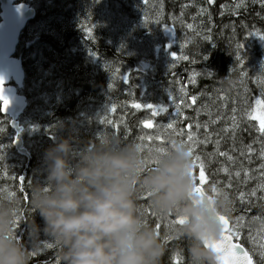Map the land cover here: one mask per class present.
I'll list each match as a JSON object with an SVG mask.
<instances>
[{
	"label": "trees",
	"instance_id": "obj_1",
	"mask_svg": "<svg viewBox=\"0 0 264 264\" xmlns=\"http://www.w3.org/2000/svg\"><path fill=\"white\" fill-rule=\"evenodd\" d=\"M61 1L64 4L59 8L65 10L72 7L70 13L53 14L56 20L63 18V23L44 19L47 27L40 35L36 37L24 32L20 38L17 57L23 60L25 72L20 94L29 102L20 124L24 128L25 147L31 149V155L26 158L17 153L13 145L15 132L10 127V119L2 115L0 104V194L11 191L21 196V215L27 218L30 211L28 185L31 180L43 179L44 152L61 136L68 135V129L64 125L70 126L79 140L95 141L104 137L101 128L109 124V134L120 136L124 142L139 143L144 150L145 160L152 159L156 148L154 145H158L160 141L153 136L147 142V137L151 135L144 131L143 116L136 114V108L132 105H144L141 96H138L144 85L142 96L158 89L159 103L168 108L170 93L176 91L179 83H182L187 86V98L182 104L184 117L177 119L178 115L175 116L177 121L174 125L185 136L191 131L195 137L198 136V140L200 138V141H207L195 144L192 156V161L195 155H199L205 162V192L213 195L211 185L215 183L220 191L230 195L233 203V212L228 217L231 229H234L237 220L243 218L256 219L264 226V190L259 187L262 182L255 180L256 173L252 172L255 165H246V159L244 160L248 157L249 146L256 150L261 148L260 152L264 151V133L259 130L256 120L249 119V113H253L254 109L257 111L256 102L247 100H264V73L261 76V72L257 71L250 78L249 75H243L248 74L243 65L255 56L254 51L260 53L257 58H261L264 63V39H261L264 36V0H214L211 4L208 0H155L159 9L161 7L156 15L162 17L163 26L174 27L177 45L174 51L182 55L184 60L171 69H164L161 60L153 52L151 60L154 69L146 72L132 70L137 66L138 59L117 55L120 52L116 47L117 31H112L116 25L113 21L115 16L126 14L132 22L138 19L125 0H108L106 15H110V18L95 20L90 11L91 8L95 10L97 0ZM221 5L225 7L221 8ZM104 7L105 4L102 3V7L98 6L97 9L103 15ZM82 19L85 21L82 22ZM42 21L39 18L35 22ZM135 32L139 34V30ZM86 38L91 39L88 42L92 44L96 56L103 59L102 63L109 61L113 66H125L127 79L114 78L112 65L104 68L102 63L94 61V57H87L83 45ZM182 42L184 47L180 45ZM237 57H240L239 61ZM121 85L130 87L132 95L135 93L132 100L123 93ZM246 91L247 98L244 94ZM216 93L221 94L219 96ZM251 93L253 94L250 96ZM192 96L197 98L195 103L191 100ZM109 100L112 103L109 104ZM185 103L188 104L187 109ZM200 105L202 107L198 109ZM113 106L115 110L109 111ZM223 109L226 113H223ZM97 113L102 115L99 124L95 121L99 130L93 122L99 118ZM90 116L93 120L89 119ZM88 120L93 124L89 130L84 127ZM73 121V124L78 122L76 126L72 124ZM156 121L160 124L165 119L158 113ZM180 122L182 124L179 127ZM168 124L166 123V127ZM197 124L200 125L199 128ZM168 134L169 132L159 135L163 139ZM141 137L146 141H142ZM1 145L8 146L14 157L4 158ZM147 145L150 147L145 149ZM164 147H168V144ZM150 149L153 151H149ZM219 152L227 155L220 156ZM250 154H253L252 150ZM227 156L233 159L228 160ZM225 167L229 170L228 173L221 171ZM195 168L198 172V167ZM237 171L241 173L240 176L235 175ZM229 183L231 187H227ZM253 190L255 195H252ZM241 192L245 194L243 199L240 197ZM144 197L145 193H142L139 203L145 220L153 227L156 222L161 224L159 235L167 245L162 264H176L177 260L180 264H189L187 241L176 232L180 225L169 224V220L175 216L166 219H159L160 214L152 216L151 213L155 211L150 197L146 198L147 202ZM35 218L38 224L43 225L38 214ZM245 234H249L248 230L240 228L239 236L245 239ZM19 238L27 239L23 224L20 225ZM234 239L245 247L243 241L236 237ZM41 240V248L47 252L41 256H35L34 253L31 264H61L55 242L43 235ZM49 244L52 246L48 247ZM248 252L254 264H261V250L258 249L256 254Z\"/></svg>",
	"mask_w": 264,
	"mask_h": 264
},
{
	"label": "clouds",
	"instance_id": "obj_2",
	"mask_svg": "<svg viewBox=\"0 0 264 264\" xmlns=\"http://www.w3.org/2000/svg\"><path fill=\"white\" fill-rule=\"evenodd\" d=\"M63 127L68 135L44 152L43 179L28 185L27 218L21 196L0 194V264H31L41 235L55 242L61 264H162L167 245L145 220V191L157 214L186 218L176 232L187 241L189 264H222V254L205 245L223 240L218 217H230L233 203L224 191L199 202L187 145L170 138L168 153H153L159 163L146 171L139 143L116 134L81 141ZM18 221L26 240L16 235Z\"/></svg>",
	"mask_w": 264,
	"mask_h": 264
},
{
	"label": "rangeland",
	"instance_id": "obj_3",
	"mask_svg": "<svg viewBox=\"0 0 264 264\" xmlns=\"http://www.w3.org/2000/svg\"><path fill=\"white\" fill-rule=\"evenodd\" d=\"M28 4L30 5H34V7L36 8L37 12V19L41 18V20H43L42 22H34L32 23L28 30H27V34L34 36L36 35V37L38 35H40L42 33V31H44L47 27V21H46V25L44 24V19L49 20V22L51 21H57L58 24H61L64 22V20H62L63 18H61V20H59L57 18V20L54 18L53 14H55L56 12H58L59 14L61 12H63V14H67L72 12V7L66 8L65 10H63V8H59L60 5L64 4L61 0H26ZM127 2V4L131 7L132 9V13L137 16V20H135L134 22H132L131 20L128 19L127 15H121L120 16H115L114 18V22L116 23V25L113 27L112 31L115 32L117 31V35H116V47L118 48V51L123 52H117L119 54H123V56L127 57V58H135L138 59L137 62V66L135 68H133L132 70L137 72H146L149 69H154L152 67V60H151V56L153 55V52L156 53V57L158 60H161V65L164 67V69H171V67L177 66L179 65L181 62H183L184 57L180 54H178L177 52L174 51V48L177 47L176 45V32L173 26H163L161 24V20L162 17L160 15H156V11H160L161 7L159 9L158 5H156L155 0H125ZM125 2V3H126ZM102 3L105 4L104 10H105V15H103L101 12H99L98 6L102 7ZM107 3L108 0H97L95 2L94 5H96L95 10L93 11V8H91V14L94 15V19L95 18H110V15H106L108 10H107ZM60 11V12H59ZM74 13V12H73ZM37 19L35 21H37ZM82 22H84L85 20H81ZM140 23V25H139ZM167 29V30H166ZM139 30V34H136L135 31ZM170 45V47H169ZM182 47H184V42H182L180 44ZM180 48V47H178ZM172 54H175V59H173ZM260 53L257 51H254V55L252 57L251 60H249L248 62L244 63L243 66H245L248 70V74L244 73L243 75L248 76L249 78L255 74L257 71L261 72V76L262 73H264V63L262 61L261 58H257V55H259ZM263 54V51H262ZM261 54V55H262ZM260 55V56H261ZM239 61V60H238ZM115 63V62H114ZM251 64V65H250ZM109 65V67L112 65V62L107 61L102 63L101 66L106 68ZM116 64H114L115 66ZM112 65L111 71L113 73V77L114 78H118V77H124L127 78V74H126V69L118 64L114 67ZM241 71V68H240ZM241 73V72H240ZM141 76V75H140ZM137 76V77H140ZM141 80V77H140ZM138 85H141V83H136ZM186 85H183L182 83H179V86H177L176 91H172L169 95L168 101H169V106L168 108L164 107V104L159 103V97L160 94H158V89H155L151 92H146L143 96V91L145 90V87L143 85V89L142 92L138 93V96H141V100L144 102V105L147 104H152V103H157V104H161V105H156V104H152L154 106H156L157 108H159L160 106H163L164 108L167 109L166 112H159L161 116L164 117L165 121H163L162 123L158 124L156 121V116L158 115H153L152 109H149L147 107H143V109H136V114L138 115H142L143 119L145 121L146 120H151L153 122L154 127L151 129L145 128L143 126V129L145 132H149L150 135L153 137H156L159 134H164L169 132L168 135H166L158 145H154L156 147H161L165 144H168V147H166L167 149L169 148L170 144H169V140L170 138H175L178 139L180 141H182L185 145L188 146V148L192 145L190 143L187 142V136H185V133L180 134L181 132H178V130H176V119L175 116L173 115L174 112L177 113V110H179V115L178 117H184L183 116V112H184V102L182 103V101H185L187 98V94H186ZM120 88L122 89L123 93H125V95L131 97V100L135 97V93H133L132 95V91L130 89V87H128L127 85H121ZM232 90V89H231ZM233 91V90H232ZM231 91V92H232ZM236 91V90H235ZM248 91H246L245 97L247 98L248 96L246 95ZM240 93V92H239ZM220 96L221 93H216ZM253 93L250 94V96ZM211 97H209L210 99ZM107 99V98H106ZM248 101L250 102H256L257 100H260L259 98L252 100L251 98H247ZM181 102V103H180ZM204 102V101H203ZM108 103H112V101L110 102V100L108 101ZM177 106H179L177 108ZM202 107V105H200V107H198V109H200ZM188 108V104L185 103V109ZM257 111H260L261 109L258 108V106L256 105ZM94 109V108H93ZM109 111H113L109 110ZM223 113H226V110L223 109ZM39 114V113H37ZM82 114V113H81ZM97 116L99 117L98 119L94 120V125L96 126L97 130H99V127L95 124V121L97 124H99V120L102 119V115L100 116L99 113H97ZM87 123L85 124V128L88 129L89 126L93 125L91 120L86 121ZM258 126L260 127L259 121H257ZM74 123V121L72 122V124ZM78 122H75V124H73L74 126H76ZM166 123H172L173 124V129H170V131H168L167 127H166ZM182 122H180L179 127L181 126ZM72 125V126H73ZM176 130V133H173V131ZM144 132V133H145ZM166 138V139H165ZM196 139L198 140V136H196ZM209 139H211L209 137ZM259 139V138H258ZM142 140V139H141ZM145 139H143L142 141H144ZM147 142L148 139H146ZM145 140V141H146ZM261 140V139H259ZM200 141V138H199ZM6 142H4L5 144ZM200 144V143H198ZM260 145V144H259ZM2 147V155L4 156V158L7 159H11L14 157V155L11 153L10 149L8 146H4L1 145ZM25 147V146H24ZM150 146L147 145V147L145 149H148ZM196 147V146H195ZM194 147V148H195ZM27 149V151L29 152V154L31 155V149L28 147H25ZM251 150L253 151V154H250V151L248 152V157L244 158L246 165H248L249 163H251L252 165H255L252 168V172H255V180L256 182L261 181L262 184H264V179L261 178V165L264 164V158L261 157V148H259L258 150H256L255 148H253L251 146ZM144 151V150H143ZM23 157V156H22ZM235 161H237L238 159H234ZM193 174L197 177V186L198 185V180H199V170L198 172H196V168L195 164H193ZM198 167V166H197ZM198 173V174H197ZM206 176V175H205ZM207 184V178L205 181V185ZM204 185V186H205ZM240 223L242 225L241 228H246L249 232V234H245V239L241 238L240 236L236 237L237 239L241 240L244 242L245 241L247 243L250 244V247L253 251V253L256 254V251L259 249L262 251H264V248L261 247L262 243H264V226L261 223V221H258L256 219H248V218H243V219H239ZM232 234V233H231ZM235 237V236H234ZM253 247V248H252ZM47 252V251H46ZM44 250H42V248L40 247V249H38L35 252V256H41L43 253H46ZM53 254V253H51ZM51 254H46V256H51Z\"/></svg>",
	"mask_w": 264,
	"mask_h": 264
},
{
	"label": "snow or ice",
	"instance_id": "obj_4",
	"mask_svg": "<svg viewBox=\"0 0 264 264\" xmlns=\"http://www.w3.org/2000/svg\"><path fill=\"white\" fill-rule=\"evenodd\" d=\"M208 3H214V0H208ZM239 5H237L238 7ZM225 7L224 5H221V8ZM189 28H191V25H189ZM167 30V29H166ZM261 39H264V36L261 37ZM170 47V45H169ZM238 47H244V45H238ZM173 59H175V54H172ZM237 59L239 60L240 57H237ZM127 79V78H125ZM6 77L3 74H0V102L3 103L4 109H7L9 104H10V99L8 96L5 95V89H4V83H5ZM196 97L192 96L191 100L193 103H195L196 101ZM183 103V101H182ZM256 105L258 106L259 109H261L260 111H256L255 109L253 110V113H249V119L252 120H257L259 121L260 124V131L261 133H264V100H257L256 101ZM133 108L136 109H140L141 107H147L149 109H152L153 112L152 114L155 116L157 115L159 112H166L167 109L164 108L163 106H160L159 108H157L156 106L152 105V104H147V105H141V104H133L132 105ZM179 106H177L178 108ZM115 110V107L113 106V111ZM235 111V109L233 110ZM177 115H179V110H177ZM233 119H235L233 117ZM143 126L145 128L151 129L154 127L153 122L151 120H145L143 121ZM200 125L197 124V128H199ZM167 129H173V124L169 123L167 125ZM189 129H191V126L189 125ZM224 131H227V129H224ZM180 134H183L182 132ZM141 139L143 140L144 138L141 137ZM148 141H151L153 139L152 136H148L147 137ZM156 140L161 141L162 140V136L161 135H157L155 137ZM187 142L190 143L192 145V147H189V155L192 157L194 155V147L195 144L198 143H206L207 141H199L196 139V137L194 136V134L189 131L187 134ZM149 151H153L152 149H150ZM155 153L158 154V156H163L166 155L168 153V149L166 147H156L154 149ZM249 151H251V146H249ZM220 156H226L227 154L224 152H219L218 153ZM261 157L264 158V151L261 152ZM228 160H232L233 158L231 156H227ZM159 163V159L158 158H152L150 160H145V165L146 171H150L152 170L154 167H156ZM193 164L198 166L199 169V180H198V185L197 186V177L193 174L194 176V181L196 183V187L194 189V193L195 195L199 198V202H203L205 199L207 200H212L214 195H218L220 192V189L217 187V185L215 183H213L211 185V192L213 193V195H206L205 191H204V185H205V181H206V176H205V172H206V168H205V162L203 161V159L199 156V155H195L194 157V161ZM221 171L228 173V169L222 168ZM236 176H240L241 173L239 171H237L235 173ZM261 178L264 179V164L261 165ZM23 178H21L22 180ZM227 187H231V184L229 183L227 185ZM262 190H264V184H261L259 186ZM145 201L147 202L146 198H149L151 196V193L148 191H145ZM13 195H15L14 193H11ZM255 190H253L252 195H255ZM244 193L241 192L240 193V197L241 199H243L244 197ZM27 197H25L26 199ZM152 216H157V213L152 212L151 213ZM169 216H173L172 214H160L159 219H166ZM218 219L221 221V223L224 225V229H227L229 232H231L232 234L230 235H224L223 240L218 241V242H212V243H206V247H211L213 248L215 251L220 252L221 255V261L222 264H253V260L252 257L249 255V253L247 251H242L238 252L237 249L239 248L238 244L233 243V239L234 236L238 237L240 235V228L242 227L240 220H237L234 229H229L228 225H229V220L225 217V216H219ZM147 222V221H146ZM186 222V218L185 217H181V216H175L174 219H170L169 220V224L170 225H183ZM20 225L21 223L18 221L17 223V232L16 235L17 237H19V229H20ZM161 228V224L159 222L155 223V229L157 231V233L159 234V229ZM167 238H165L166 240ZM48 247H51L52 245L49 244L47 245ZM262 248H264V243H262L261 245ZM176 264H180V261L177 260ZM261 264H264V251L261 252Z\"/></svg>",
	"mask_w": 264,
	"mask_h": 264
},
{
	"label": "water",
	"instance_id": "obj_5",
	"mask_svg": "<svg viewBox=\"0 0 264 264\" xmlns=\"http://www.w3.org/2000/svg\"><path fill=\"white\" fill-rule=\"evenodd\" d=\"M36 17L37 11L29 5L17 4V0H0V74L6 77L5 95L11 101L7 109H4L3 103L0 102L1 113L10 119V127L16 132L14 145L18 153L28 158L30 154L24 148L22 139L24 128L20 125V119L27 110L29 102L25 96L20 94L24 86L25 72L23 61L16 57V51L22 33ZM205 194L207 195L206 192ZM226 218L229 220L228 217ZM230 227L231 222L229 221L228 228ZM224 235H230L227 229H224ZM233 243L239 245L238 252L247 251L235 239Z\"/></svg>",
	"mask_w": 264,
	"mask_h": 264
},
{
	"label": "flooded vegetation",
	"instance_id": "obj_6",
	"mask_svg": "<svg viewBox=\"0 0 264 264\" xmlns=\"http://www.w3.org/2000/svg\"><path fill=\"white\" fill-rule=\"evenodd\" d=\"M88 40H91V39H89V38H86V40L83 42V45H84V54L87 56V57H94L95 59H94V61L96 62V63H102V60L103 59H99L98 58V56H96V53H95V51L92 49V44L91 43H89L88 42ZM99 60V61H98ZM108 67V66H107ZM92 104V103H91ZM94 104V103H93ZM92 104V105H93ZM91 105V106H92ZM173 115L174 116H177V113L176 112H174L173 113ZM89 117V116H88ZM89 119H91V120H93L92 119V117L90 116V118ZM107 120H108V118H107ZM94 122V121H93ZM109 124H107V126H102V128H101V132L104 134V136L105 135H107V134H109ZM92 127V125L91 126H89L88 127V130L90 129ZM245 248H246V250L247 251H250V252H253L252 251V249H251V247H250V244L249 243H247L246 241H245Z\"/></svg>",
	"mask_w": 264,
	"mask_h": 264
},
{
	"label": "bare ground",
	"instance_id": "obj_7",
	"mask_svg": "<svg viewBox=\"0 0 264 264\" xmlns=\"http://www.w3.org/2000/svg\"><path fill=\"white\" fill-rule=\"evenodd\" d=\"M17 4H25V5H29L31 8H34L35 10H36V8L34 7V5H30V4H28L27 3V1L26 0H24V1H21V0H17ZM37 11V10H36ZM38 12V11H37ZM23 61V60H22ZM13 130V129H12ZM14 131V130H13ZM15 132V131H14ZM15 138H16V132H15ZM22 139H23V136H22ZM15 140V139H14ZM15 142V141H14ZM23 143H24V146H25V141H24V139H23ZM13 145H14V143H13ZM14 147H15V145H14ZM25 148V147H24ZM15 149H16V147H15ZM16 151H17V149H16ZM17 153H18V151H17ZM19 154V153H18ZM20 155V154H19ZM21 156V155H20ZM24 157V156H23ZM30 157V156H29ZM27 158V157H26ZM253 248V247H252ZM246 249V248H245Z\"/></svg>",
	"mask_w": 264,
	"mask_h": 264
}]
</instances>
